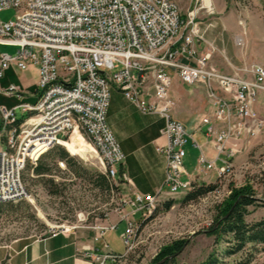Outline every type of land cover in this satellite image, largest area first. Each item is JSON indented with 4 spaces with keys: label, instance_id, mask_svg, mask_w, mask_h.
Masks as SVG:
<instances>
[{
    "label": "built area",
    "instance_id": "built-area-1",
    "mask_svg": "<svg viewBox=\"0 0 264 264\" xmlns=\"http://www.w3.org/2000/svg\"><path fill=\"white\" fill-rule=\"evenodd\" d=\"M194 4L183 18L175 0H0V12L16 11L13 21H0V46L17 48L15 55L0 53V80L12 66L20 71L34 66L38 92L33 105L20 103L9 110L0 106V138L4 140L0 203L27 199L22 182L26 165L36 166L43 154L62 145L75 131L88 140L106 176L117 179L124 156L105 121L111 88L142 114L164 120L160 130L164 144L156 150L166 160L165 181L154 195L135 194L122 201L117 212L126 221L121 235L125 252L87 249L84 255L94 264L125 259L136 236L134 215L139 213V221L145 222L165 199L192 189L190 182L181 180L188 134L172 115L175 103L168 91L173 77L206 91L209 111L201 124L225 157L217 179L264 128V117L254 107L264 93V68L254 66L230 75L212 68V51H204L202 45L212 48L205 34L214 24L202 27L196 18L201 11L213 15V6L210 0H194ZM234 42L240 47L243 38L237 36ZM0 95L21 99L22 91L0 86ZM211 119L225 128L216 130ZM240 141L243 146L237 145ZM198 163L213 169L203 157ZM107 228L93 227L94 242ZM61 232L67 231L52 230L47 236Z\"/></svg>",
    "mask_w": 264,
    "mask_h": 264
},
{
    "label": "rangeland",
    "instance_id": "rangeland-1",
    "mask_svg": "<svg viewBox=\"0 0 264 264\" xmlns=\"http://www.w3.org/2000/svg\"><path fill=\"white\" fill-rule=\"evenodd\" d=\"M225 1L227 6L225 16L228 15L226 22L233 29L241 31L240 36L245 38L242 46L237 47L235 42L234 46L251 62L247 70H251L254 66L264 68V0ZM175 2L183 18L195 8L194 0H175ZM210 2L214 14L207 16L201 11L196 18V21L202 23V27L214 22L217 17L215 6L212 0ZM15 15V9L3 10L0 12V21H13ZM212 29L214 28L208 29L205 39ZM221 37L217 35L215 40L221 43ZM236 37L232 39L235 40ZM206 41L212 45V48L202 45L204 51H212L209 62L211 66L212 60L217 58L214 56L222 58L220 54L224 52L216 48L215 42L211 43L207 39ZM16 52V47L0 46V53L15 55ZM28 69L29 67L20 72L26 75ZM34 74V71L27 74L29 81ZM262 94L264 96V93H260L258 102ZM261 103L264 105V100ZM17 116L20 117L19 112ZM83 139L88 144V140ZM63 142L78 145L80 134L76 131ZM59 147L68 154L75 166L69 167L64 160H59L55 148L50 150L48 152L50 155L43 160L50 168V174L44 179L34 175L33 165L30 163L26 165L22 173V182L28 198L13 202V210L9 209L0 216V244H9L21 238L32 240L45 237L52 230L83 234L84 238L89 239L93 227L99 225L104 217L116 215L117 210L122 206V201L128 198L129 190L125 181L117 179L113 181L108 178L104 166L93 149L89 152L91 150L85 146L87 153L81 156L69 153L63 145ZM60 162L63 163L62 167L59 165ZM230 164L225 175L215 182L216 191L188 203H183L187 193L178 194L164 200V202L175 201L168 211H163L162 204L145 222H140L136 217L137 231L130 244L131 249L127 251L125 259L117 264H150L162 246L175 240L187 242L177 256V264H197L204 261L213 248L214 240L213 237H208L205 231L212 224L216 205L229 195V186L238 188L249 184L256 191L257 198L264 201V128L250 145L245 146L244 150L231 160ZM100 175L108 178L111 184L109 190H103L98 186ZM46 178L52 179V182H46ZM248 211L247 223L264 218L263 206L251 207ZM126 212H129V209H126ZM118 232L120 228L111 235V247L113 251L121 253L125 250V246L119 240ZM215 248L220 252L225 248V244ZM240 257L242 256L235 255L224 259V262L232 264ZM250 264H264V251L256 252Z\"/></svg>",
    "mask_w": 264,
    "mask_h": 264
},
{
    "label": "crops",
    "instance_id": "crops-1",
    "mask_svg": "<svg viewBox=\"0 0 264 264\" xmlns=\"http://www.w3.org/2000/svg\"><path fill=\"white\" fill-rule=\"evenodd\" d=\"M212 2L218 18L216 17L213 22L214 29L209 30L206 39L211 43L212 41L215 42L216 48L223 50L224 53L220 54L223 60L219 56H214L217 58L212 60L211 67L228 75L242 74L240 70L249 69L251 64L246 55L234 46V37L242 35V32L233 29L226 22L228 16H225L226 1L212 0ZM217 35L222 36L221 43L215 40ZM243 41L245 42V38ZM247 44H249L248 39ZM30 71L35 73L31 81L26 77ZM18 75H20L19 78ZM246 75L250 77L249 74ZM36 81L37 68L34 66H29L26 75L15 67L9 68L0 80V86L2 88L9 86L20 88L23 91L22 98L0 95V106L9 110L20 103L35 104L38 95ZM168 94L175 103L172 111L173 118L183 125L188 134L183 160L184 174L181 180L188 181L195 186L214 184L218 180L216 171L224 167L225 157L217 152L213 141L207 138V126L201 124L202 118L209 111L205 89L202 86L184 85L176 77H173ZM260 99L254 107L255 111L264 117V105L261 103L264 100L263 94ZM17 112L21 117L20 111L17 110ZM211 120L216 130L225 128L224 123ZM105 121L124 156V161L120 167L122 174L119 180H124L126 183L129 190L127 197L132 199L135 194L154 195L161 188L166 177V160L156 150V147L164 144V140L160 136L164 120L157 115L142 114L124 98L120 91L111 88ZM242 143V141L237 142V145L243 146ZM2 145L3 143L0 141V149ZM201 157L206 162L211 163L213 169L207 170L205 165L200 166L198 162ZM136 217L140 220V214L134 215V222ZM97 226L109 228L96 242L93 239L97 231L93 229L89 239L84 238L83 234L61 232L55 236H45L32 240L21 238L9 244H0V264L3 262L5 264H94L91 258L84 255L87 249H94L98 253L123 254L125 250L121 253L115 252L111 247L112 233L117 232L120 228L118 238L121 241V235L126 229L123 214L117 212L116 215L104 217L99 225L94 227Z\"/></svg>",
    "mask_w": 264,
    "mask_h": 264
},
{
    "label": "trees",
    "instance_id": "trees-1",
    "mask_svg": "<svg viewBox=\"0 0 264 264\" xmlns=\"http://www.w3.org/2000/svg\"><path fill=\"white\" fill-rule=\"evenodd\" d=\"M0 141L3 143V138H0ZM55 149L59 160H64L69 167L75 166L73 160L61 147L57 146ZM49 151L39 158L36 166L32 167L34 175L42 179L50 174L49 166L43 161L47 155H50ZM121 174L122 170L119 168L118 181H120ZM99 178L98 186L103 190H109L111 184L108 178L105 175H100ZM45 180L46 182H52L50 178ZM216 189V183L200 186L192 185V189L184 196L183 203L194 202L216 191ZM229 189V195L216 205L212 224L205 231L208 237L214 239L213 248L206 259L197 264H227L224 259L235 255H241L242 257L232 264H250L256 252L264 251V218L253 223H247L246 221L249 214L248 209L256 206L264 207V201L257 198L256 191L249 184L238 188L230 185ZM174 203V200L164 202L163 211H168ZM13 207L12 203H0V216L9 209L13 210ZM186 243V240H175L162 246L150 264H177V256L182 252ZM221 244H225V248L218 252L215 247Z\"/></svg>",
    "mask_w": 264,
    "mask_h": 264
},
{
    "label": "bare ground",
    "instance_id": "bare-ground-1",
    "mask_svg": "<svg viewBox=\"0 0 264 264\" xmlns=\"http://www.w3.org/2000/svg\"><path fill=\"white\" fill-rule=\"evenodd\" d=\"M62 145L65 147L66 150H68L69 153H71V154L74 153L76 155H81V156H83L87 153L85 146L87 147V149L89 148L91 150L89 152L93 151L92 147L84 141V139L81 135H80V142L78 145H75L74 143H69V142L68 143L62 142Z\"/></svg>",
    "mask_w": 264,
    "mask_h": 264
}]
</instances>
